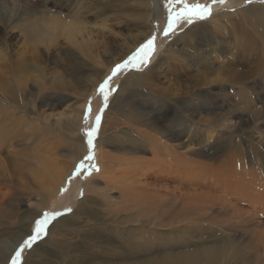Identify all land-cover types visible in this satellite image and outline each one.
I'll list each match as a JSON object with an SVG mask.
<instances>
[{
    "label": "rangeland",
    "instance_id": "rangeland-1",
    "mask_svg": "<svg viewBox=\"0 0 264 264\" xmlns=\"http://www.w3.org/2000/svg\"><path fill=\"white\" fill-rule=\"evenodd\" d=\"M135 1L137 0H0V86L5 87L6 83L10 86L14 72L8 66L9 62L11 59L20 56L31 45V42L27 41L26 30L48 33L59 26L52 22L56 20L60 22L61 20L62 24H69L71 21L75 22L74 18H81L80 20L85 24L84 28H87L86 33L82 35L74 33L70 38L61 34L53 39L49 50L45 45L38 42H34L35 47L46 62L45 68L48 74L53 73L54 75V77L47 76L50 81H53L51 84L56 82L59 84L61 77L65 75L62 77V81L69 82L70 80L72 86L75 85V89L79 87L78 84L87 85V82H80L85 79L80 73H86L88 69L94 71H91L92 73L89 71V75L96 79V82L87 88L89 96L86 105L90 112L81 126L80 135L86 144V152L79 157L75 166L60 185L58 195L53 196L48 205L37 206L40 202H37L39 196L29 197L26 194H24V201L22 204L20 203L22 209L27 207L41 209L42 214L37 219H40L45 212L62 214L50 220L46 234L37 239L30 249H24L18 264H43L45 260L42 261V257L45 256L44 258H46L47 256L43 243L47 241V238L50 239L48 237L50 228L57 220H60L61 225L69 223L68 226H72L73 222L67 220L78 211L81 200L87 196L84 194V184L99 179L101 176L102 148L99 138L103 135V131H106V134L114 133L113 136H121L123 139L126 138L123 135L129 134L128 130L133 131L130 132L131 136L140 132L151 136L149 141L143 138L142 147L136 148L134 154L128 155L133 158L131 162L120 160L126 164L116 163L112 165L111 171H108L107 174L110 176L107 181L126 180V185L138 186L143 192L141 198L146 195L163 197L165 194H168L169 199L173 197L187 199L193 195L203 196L205 193L220 196L222 195L221 191L212 190L208 185L223 182L230 178V183L234 184L232 189L242 188L239 191L243 195L248 194V191H244L246 189L249 190L247 196L250 197L256 196L258 198L262 194L264 167L259 162L258 168L255 170L254 166L249 164L248 159L252 153L256 159H259V151H264V81L259 76H252L243 82L238 81L235 84L230 82V70L242 73L248 70L242 57L244 55L242 49L244 40L241 33L236 32L237 24L234 25L233 20L229 24L230 34L228 36H224L223 32L215 33L212 24L207 26L208 31L202 32L203 24L201 23L210 21L218 15H222V19L231 13V10L234 9L233 0H225L223 4H212V12L217 7L222 8L221 12L200 22L180 23L176 30L167 36L164 35V29L167 26L168 8L166 4L168 0H161L162 14L149 20V27H145L142 21L133 17L138 11L132 10L137 8ZM190 2H194V0H190ZM199 2L210 4L211 0H199ZM150 5L152 8L151 2ZM263 5L264 0H250L244 4L246 10L254 9L257 14H261V10L257 7H264ZM44 13L46 15H43ZM96 17L100 18L96 19ZM33 20H36L37 23L30 29L26 28L31 26ZM262 20L264 21V14ZM255 35L258 37L257 34ZM152 36L156 37L155 52L151 54L148 63H129L113 75V69L116 65L128 60L140 45ZM77 44L82 50L91 48V55L94 56L93 62L90 60L89 52L81 53L75 49ZM95 70L99 71L100 75H93ZM148 71H151L148 74L151 83L148 85L133 87L129 85L122 88L123 81L129 75L133 73L145 74ZM104 73L107 74L104 76ZM31 75L32 73L26 76L21 74L24 81L28 83ZM59 76H61L60 79H58ZM110 76L112 78L108 80ZM42 77L40 76V83L43 82L44 78ZM80 78L81 80L77 81ZM105 80H108L105 89L106 100L105 94L99 91V86ZM31 83L35 84L34 82ZM31 83L29 87H32ZM46 95L43 100L39 101L37 110L38 115L52 125L57 124V121L64 123L71 109L85 104L84 96L81 93L78 94L77 90L75 92L66 91V93L62 90H56ZM49 96L53 98L50 99ZM97 116L100 117L99 121H97ZM23 129L26 137L27 129ZM92 129L95 131L92 134V147L90 149L87 132ZM119 131L123 132L120 133ZM25 137L23 136L22 139ZM26 141L28 142L26 143ZM26 141L19 143L20 140H17L15 142L13 149L19 152L17 154L22 153L21 158L15 155L7 163L12 162L13 164L14 162L16 165L35 162L32 157H26L30 155L29 152L33 147L30 145L32 140ZM40 141L47 142L46 144L55 143L58 141L57 131L52 129V133H47ZM113 144L108 143V146L104 147V151L105 149L118 151L117 144H114V146L116 145L115 148L112 146ZM120 153L119 150L116 155L123 157V154ZM89 154L92 156L90 160L86 158ZM61 155L63 153H60ZM3 157L5 158V155ZM61 159L63 161L70 160L64 156ZM25 168L27 167L25 166ZM115 168L121 169V172L113 171ZM250 168L256 171L257 177L260 176L262 184L259 180H255L256 177L253 179V177L247 176L245 171ZM19 170L25 177L22 174L20 180L22 186H14L16 191L19 189L26 193L30 186L32 187L31 191L37 189L39 182L34 179L32 174L26 172L27 170L23 167ZM102 179L106 178L100 177L99 180ZM36 182L38 184H35ZM101 182V185L107 184L103 180ZM252 186L257 187L256 193L250 189ZM259 186L262 188L261 190ZM123 187L116 185L115 188L119 189H111L109 193L110 197H116L115 203L118 205L120 189L124 191ZM31 191L28 190V192ZM109 194L105 203L109 202ZM170 202L164 208L155 205L156 209L149 214L150 217L155 216V219L158 215H164L163 209L169 210L171 214H174V210L182 213L180 220L183 218V221L181 223L164 229L159 228L165 236L174 235L179 233L181 229L190 228L193 223L190 220V214L185 213L181 205L176 204L171 211ZM230 202L235 207L232 206L230 210L227 209L225 212H215L214 216L220 215L219 218L229 219L234 216L236 207L243 209V211L249 210L247 202L239 201L238 203L235 199ZM67 209L71 211H66ZM101 210L105 214L109 213L105 209ZM124 214L127 212H123L119 216ZM133 216L137 218L138 213L137 216L135 214ZM143 217L146 216L143 215L138 219L144 220ZM236 221L238 223L240 220L233 222ZM34 226L35 223L31 227L32 232ZM219 231V228L216 227L211 232L214 234L211 235H219ZM222 234L225 238H231L233 245L244 249L246 253L242 262L235 263V260H232L230 264H264V216L255 215L248 221H244L243 227H236L230 231L225 230ZM29 235L31 234H28L24 240ZM68 242L55 235L53 242H48L46 245L59 250L60 259L59 256L58 259L50 257V261L44 264H53L54 262L69 264L68 256L64 255L68 253ZM31 250H36L32 255L37 256L28 258V253ZM221 262L227 264L226 261ZM12 264H14V259Z\"/></svg>",
    "mask_w": 264,
    "mask_h": 264
},
{
    "label": "bare ground",
    "instance_id": "bare-ground-1",
    "mask_svg": "<svg viewBox=\"0 0 264 264\" xmlns=\"http://www.w3.org/2000/svg\"><path fill=\"white\" fill-rule=\"evenodd\" d=\"M249 1L250 0H233L234 9L231 10L230 14L228 13V15L224 16L222 19V15H218L210 21L201 23L203 24L202 32L205 33V31H208L209 29L207 26H211L212 24L214 32L217 34L223 32L224 36L230 34L229 24L232 20L234 21V25L237 24L236 32H240L244 40L242 44L244 55L242 57L246 62V69L248 70L244 73L230 70L229 80L233 84L238 81L243 82L252 76H259L260 79L264 81V21L262 20L264 7H257V9L261 10V14H257L254 9L246 10L244 4ZM135 4L138 9L132 10L138 11L136 16L133 15V17L142 21L145 27H149V20L157 18L162 14L163 7L161 5V0H137ZM147 7H149L148 10ZM139 9H141V11H139ZM221 9L222 8L217 7V9L212 12V15L221 12ZM43 15L46 14L44 13ZM98 18L100 17H96V19ZM74 19L75 22L73 23L71 21L69 24H62L61 20L60 22L58 20L52 22L59 26L48 33H43L38 30H26L25 35L27 41L31 42V45H29L27 50L20 56L13 59L10 58L11 61L8 66L11 68L12 72H14L11 77V84L9 86L8 83H6L5 87L0 86V264H12V260L19 245L28 234L33 233L31 227L35 223V220L42 214L41 209H34L31 207L25 209L20 208V203L22 204V201H24V194L29 195V197L38 195L39 200H37V202H40H38L37 206L42 207L46 204L48 205L49 200L53 196L58 195L60 185L75 166L79 157L86 152V144L80 134L81 126L90 112L86 102L89 96L87 88L96 82V79H93L94 76L91 77V75H89L93 70L88 69L86 73H80L82 78L85 77V79L80 81V78L77 81L87 82V85H82V83L78 84L79 87L77 89H75V85L72 86L70 80L69 82L62 81V77L65 76L63 74L62 77L59 76L58 78L60 79L61 77L59 84H56V81V83L51 84L53 81H50L47 76L51 75L54 77V75L53 73L48 74L45 68L46 62L37 52L34 43L38 42L39 44L45 45L49 50L52 46L53 39L61 34L70 38L74 33L79 35L86 33L87 28H84L85 24L80 20L81 18ZM200 21L202 20H195L194 22ZM35 23H37V21L33 20L31 26L26 28H32ZM255 34H257L258 37ZM75 49L81 51V53L89 52L90 55L92 54L91 48L82 50L78 44L75 46ZM93 58L94 56L91 55V62L94 61ZM150 72L148 71L145 74L133 73L129 75V77L123 81L122 88L129 85L132 87L148 85L151 83L149 79L150 76L148 75ZM29 73H32V75L28 83L24 81L21 74L26 76ZM106 74L104 73V76ZM93 75L98 76L100 72L95 70ZM40 76L44 78L41 83ZM30 83L32 87H29ZM56 90H62L65 93L66 91L75 92L77 90L78 94L81 93V95L84 96L85 104L81 107L77 106L71 109L64 123L57 121V124L52 125L49 121H46L45 118H41V116L38 115L37 105L40 100L45 98L46 94ZM49 98L51 99L53 97L49 96ZM47 117L49 118L50 116L48 115ZM23 128L30 130H26V137L23 133ZM52 129L57 131L58 141L51 144L41 142L40 139L47 133H52ZM105 132L106 131H103V135L99 138L102 148V172L100 173V177L106 178L102 180L107 184L105 186L101 185L102 180H99L100 177L99 179L88 181L84 184V194H87V196L83 197L81 200L78 211L72 214L70 219L67 220L68 222H73L72 226H68L69 223L67 225H61L60 220H57L50 228L48 234L50 239L47 238V241L43 243L46 248L45 253L47 254L46 258H44V255V257H42V261L45 260L44 263L49 262L50 257L58 259V256L61 254L58 252L59 250H55L46 245L48 242H53L55 235L62 237L65 241H69L67 248L68 253L64 254L68 256L70 260L69 264H219L221 261H226L227 264H230L232 260H235V263L242 262L244 255H246L245 250L237 245H233L232 239L225 238L222 236V233H224L225 230L230 231V229L236 227H243L244 221H248L249 218L255 215L264 216V189L259 186L260 190L262 189V194L259 193L261 196H258V198H256V196H247L249 194V190L247 189L244 191H248V194L243 195L239 191L242 188L239 189L235 186L236 189H232L234 184L230 183V178L223 182L208 185L212 190L221 191L222 195L220 196L205 193L204 195L202 194L203 196L193 195L187 199L183 197H173L169 199L167 196L168 194H165L163 197H150L146 195L144 198H141L143 192L138 186L132 184L128 186L125 184L127 182L126 180L116 182L107 181L110 178L107 174L108 171H111L112 165L116 163L126 164L120 162V160H128L131 162L133 158H130L128 155L134 154L136 148L142 147L143 138L149 141L151 136L143 132L134 133V135L131 136L130 132L133 131L128 130L129 134L123 135L126 137L123 139L121 136H113L114 133L106 134ZM239 132H242V130H239ZM23 136L25 138L22 139ZM17 140H20L19 143L32 140L30 145L33 147L29 152L30 155L26 157H32L35 162L16 165L14 162L12 164L10 161V163H7L8 160L10 158L13 159L15 155L20 157L22 154H17L19 152L13 149V145ZM27 142L28 141H26V143ZM108 143L117 144L121 152L120 154H123V157L116 155V152L119 150H115L116 152H114L105 149L104 151V147ZM114 144L112 146H114ZM115 147L116 145L114 148ZM60 153H63V155L60 156ZM259 154V159H256L253 153L249 155V159L247 158L249 164L254 166L253 168H255V170L258 168L259 162H261L264 167V151H259ZM3 155H5V158ZM62 156L69 158L71 161H63L61 159ZM19 157H17V159L21 158ZM25 166L27 168H25ZM21 167L26 169V172L32 174L34 179L39 182V185H37L38 188L35 185L37 189H32L31 191L32 187L29 185L31 192H28V188L26 193L19 189L16 191L14 186L23 185L20 183L23 174L20 173L19 170ZM251 168L245 171L247 176H251L253 179L256 177L255 180L260 181V176L257 177L255 174L256 171ZM113 171L121 172V169L115 168ZM260 182V184H262V181ZM35 184L38 183L36 182ZM116 185L124 186V191L120 189L119 205L115 203L116 197H110L109 194L111 189H119L115 188ZM250 189L256 193L257 187L252 186ZM108 194L109 202L105 203ZM233 199L238 203L239 201L247 202L249 210L243 211V209L236 207L235 209L237 210L234 211V216L229 219H224L225 217L219 218L220 215L217 217L214 216L215 212H225L227 209L230 210L232 206L235 207L230 202ZM169 200L174 202H170ZM168 202L172 205L171 211H173V208L177 204L178 206L181 205L185 213L190 214V220L193 222L192 227L181 229L179 233L174 235L168 234L167 236L164 235L163 231L159 230V228L164 229L183 221V218L180 220L182 213L176 210H174V214H171L169 210L163 209L162 212L164 215H158L155 219V216H149L150 212L156 209L154 207L155 205L159 208H164V206H168ZM100 208L105 209L107 212L109 211V213H103ZM123 212H127V214L119 216V214ZM134 214L137 218L133 216ZM143 215L146 216L143 217L144 220L138 219V217ZM234 220L240 221L237 223V221L233 222ZM230 221H232L231 228ZM130 224H132V226H129ZM216 227L220 230L219 235H211L214 234L211 232L214 231ZM58 248L61 249V247ZM127 248L130 250L128 251ZM35 252L36 250H31L30 253H28V258L37 256L32 255ZM255 261L258 262L257 259H255ZM53 264L57 263L54 262Z\"/></svg>",
    "mask_w": 264,
    "mask_h": 264
},
{
    "label": "snow or ice",
    "instance_id": "snow-or-ice-1",
    "mask_svg": "<svg viewBox=\"0 0 264 264\" xmlns=\"http://www.w3.org/2000/svg\"><path fill=\"white\" fill-rule=\"evenodd\" d=\"M225 0H211L210 4L200 3L199 0H168L166 7L168 8V17H167V26L164 29V35L167 36L170 33L176 30L178 24L187 22L188 24L193 23L195 20L207 19L212 15V4L221 3L223 4ZM155 40L156 37L152 36L146 40L140 47L122 64L116 65L113 69V75L118 71L125 68L129 63L139 62L147 64L152 53L155 52ZM135 66V64H134ZM112 77L110 76L108 80ZM108 80H105L100 86L99 91L105 94V100L107 99V94L105 89L108 85ZM90 111V109H89ZM100 117L97 116V121ZM95 129L87 132L88 136V145L91 149L92 147V134ZM87 159H92L91 154H89ZM66 211H71L67 209ZM62 213H47L45 212L40 219L35 220V226L33 233L28 236L27 239L19 245V250L16 251L14 259V264H18L21 259L22 252L26 248H31L33 243L39 239L42 235L46 234V228L50 220L54 219L56 216L61 215Z\"/></svg>",
    "mask_w": 264,
    "mask_h": 264
}]
</instances>
